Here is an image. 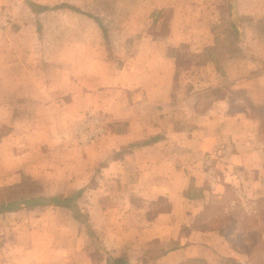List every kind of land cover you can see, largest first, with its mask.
<instances>
[{
	"label": "rangeland",
	"instance_id": "rangeland-1",
	"mask_svg": "<svg viewBox=\"0 0 264 264\" xmlns=\"http://www.w3.org/2000/svg\"><path fill=\"white\" fill-rule=\"evenodd\" d=\"M158 1L0 0V10L6 11L11 21L2 34L7 45H19L16 50L18 60L23 62V45H57L56 50H61L58 45H87L86 48L91 45L92 52L95 49L109 52L113 45H140L143 38L170 39L173 37V24L184 23L187 26L185 32L193 18L196 25L193 32L200 33L208 25L212 27L219 21L221 10H227V0H176L175 6H169L170 0H167L162 8ZM164 4L168 6L165 8ZM181 6L186 14L178 18L174 10H180ZM31 7L37 11V16L27 18L25 13ZM190 10L194 13L192 16L188 15ZM234 19H220L219 26H216L219 28L217 45H222L224 49L234 45L235 35L231 27L236 23L237 19ZM257 28L264 36V26ZM187 34L195 37L190 30ZM1 51V55L6 52L4 48ZM54 52L52 62L49 60L47 64L56 65V56L61 52ZM183 53L178 64V71L182 72L176 86L188 93L191 86L194 89L196 86L204 88V83L195 80L199 75H205L207 67L202 69L200 63L206 60V52L193 57L190 51L183 50ZM214 56L220 57L221 52L214 51ZM229 61L235 60L228 58L223 63ZM14 62L17 60L13 59L8 64L12 66ZM35 62L39 63V60ZM216 63L222 65V62ZM16 68L20 70L19 66ZM44 69L49 71L47 66ZM56 72L52 74L56 84L69 80L61 67H57ZM32 75L36 77V71ZM55 98L49 99L47 107L40 99L0 97V204L35 195L47 198L75 196L80 191L76 208L81 219L87 222L77 223L71 209L54 203L22 205L15 211L2 212L0 264H83L84 260L97 264H105L106 260L110 264L106 256L99 252L102 249L101 237H106L109 242L112 236L136 234L137 231L145 233L146 237H164L163 240L153 238L140 249L134 248L155 257L165 252V247L168 250L172 248L174 244L166 240L176 234L174 228L179 225L184 239H195L191 232L197 227L215 229L225 226L230 235V247L237 250L241 264H264L262 171L254 168L247 175H244L247 172L241 173V177L245 178L239 179L232 163L224 174L221 165L214 162L216 158L196 154L191 157L192 147L187 141L190 137L198 138L200 133L198 129L190 128L202 121L200 114L207 110L210 103L207 95L183 103L168 115L172 144L160 150L159 146L143 145L149 138L143 142L115 146L118 143L116 133L126 131V121L115 122L106 110L100 109L96 113L101 119L98 122L89 116V111L77 114L80 110L74 113L67 112L68 108H65L64 112L57 107L60 101ZM96 100L107 102L109 97ZM191 106L196 107V112L190 109ZM249 122L240 125L243 127L240 132L238 126L233 127L232 124L224 134L230 132V137L235 139L244 135L249 138L254 137L251 133L258 130L262 139L264 129ZM176 126L186 130L180 129L175 133ZM95 130L98 132L94 134ZM216 132L222 135L221 129H216L214 134ZM155 136L159 135H151ZM176 142L180 144L177 146ZM160 151L177 156L185 169L182 177L168 176L175 171L173 166L164 172L167 174L164 178L141 176L145 173L140 160H154ZM133 155L136 157L134 160L130 158ZM179 155L184 157L183 161ZM136 160L139 163L134 162ZM197 162L202 165L199 169L193 165ZM193 172L205 174L198 186L194 176H191ZM181 189L183 193L174 192ZM256 190L261 191L258 193ZM198 205H203L204 214L198 223L192 224V213ZM129 223L135 224L129 226ZM103 229L106 231L103 232ZM29 233L36 234V246L33 248L27 242L26 235ZM32 252L34 258H31ZM83 253L87 259L81 260ZM151 259L149 264L156 262ZM188 264L204 262L188 261ZM225 264L237 263L226 260Z\"/></svg>",
	"mask_w": 264,
	"mask_h": 264
},
{
	"label": "crops",
	"instance_id": "crops-1",
	"mask_svg": "<svg viewBox=\"0 0 264 264\" xmlns=\"http://www.w3.org/2000/svg\"><path fill=\"white\" fill-rule=\"evenodd\" d=\"M163 2L167 0L158 1L161 8ZM169 3V6H175L176 0H170ZM226 4L227 10L220 11L218 22L220 19L221 21L230 18L237 19L236 23L231 26L235 35L234 45L229 46L228 49L217 45L219 28L216 26H219L218 22L212 27L208 25L200 33H194L196 25L193 18L187 30H190V34H194L195 37L188 35L187 30L184 32L187 26L183 23L182 25L173 24V37L170 39L143 38L140 45H113L109 52L107 50V52L97 51V49L92 52L90 51L91 45L88 48H86L87 45H58V49L61 50L55 49L57 45H23L21 49L24 50L22 54L24 60L20 62L17 52L19 45H7L6 37L2 34L11 25L9 19L10 24L7 28L0 31L1 49L4 48L6 51L1 55L0 49V97L40 99L42 105L47 107L49 99L56 97L55 99L60 101L57 107L64 112L65 108H68L67 112L74 113L80 110L77 114L86 111L97 113L98 109L106 110L113 121L127 122L126 131L116 133L118 143L115 146L143 142L151 135H159L157 141L146 143V140L143 145L155 148L159 146L160 150L172 144L169 138L172 129L168 115L183 103L193 99L198 100L207 95L210 103L207 110L200 114L199 118L202 121L190 128L191 130L198 129L200 133L198 138L190 137L191 139L187 141L192 147L191 157L193 158L196 154L206 155L211 159L216 158L214 162L216 165H221L220 168L224 174L232 163L239 173L237 175L239 179L245 178V176L241 177V173L247 172L244 174L247 175L255 168L262 171L264 179V137L261 139L262 133L255 130L251 133L254 137L248 138L244 135L239 139L230 137V132L228 135L224 134L225 129L230 130L232 124H234L233 127L238 126L239 132L242 131L243 127L240 125L248 121H250L249 124L259 125L261 130L264 129V36L260 35L262 32L257 30L258 26H264V0H227ZM164 6L166 8L168 4ZM0 12L5 13L6 11L0 10ZM174 12L178 18L186 14L182 6L180 10H174ZM190 12L191 10L188 15L192 16L194 13ZM36 13L37 11L32 8L28 9L25 14L29 18L36 17ZM5 14L8 16V13ZM13 20L15 21V18ZM199 34H205V36H199ZM12 50L14 51L11 52ZM54 50L61 52L59 56H56L58 61L56 65L47 64L49 60L52 62ZM183 50L190 51L192 57L204 52L207 54L206 60L200 63L202 69L207 67L205 75H199L195 80L204 83L205 87L198 89L196 86L194 89L191 86L190 93L180 91L182 88L176 86L177 78L182 72L178 71V64H180V57L184 54ZM9 51L10 55H8ZM214 51H220L221 56L215 57ZM35 55L38 58L34 59ZM225 58H233L235 61H229L226 64L223 63ZM13 59L17 62L11 66L8 62ZM36 60H39V63H36ZM216 62H222V65ZM17 66L20 70L16 68ZM46 66L49 68L48 72L44 69ZM57 67H61L65 74H68L69 80L64 79V83L60 84L54 82L52 74L57 73ZM34 71H36V77L32 75ZM105 96L109 97L107 102L96 100ZM235 105L237 108H234ZM190 109L196 112V107L191 106ZM180 129L185 128L178 126L174 130L175 133H178ZM216 129H221L222 135L217 132V135L214 134ZM175 144L178 146L180 143ZM225 148L228 151L225 152ZM159 153L151 161L150 159H142L140 163L137 160L134 161L142 164V172L145 173L141 175L142 177L164 178L167 176L164 172L172 166L175 171L168 174L170 178L182 177L185 174V169L176 155L162 154L161 151ZM130 158L134 160L136 157L133 155ZM183 158L179 155L180 160L183 161ZM193 165H196L197 169L202 166L199 162ZM154 170L156 171L151 173ZM191 176H194L195 185L198 186L199 180L205 177V174L193 172ZM242 181L245 180L242 179ZM174 192L183 193V189ZM204 210L203 205H198L194 209L192 224L201 220L200 217L204 214ZM74 220L80 223L75 218ZM131 224L135 223H129V226ZM105 231L106 229H103V232ZM174 231L176 234L170 235L166 240L174 244L172 248L168 250L165 247V252L155 257H151L149 252L145 253L144 250L139 252L134 248L140 249L145 242L150 243L157 238L163 240L164 237H146L145 233H138V231L136 234L112 236L109 242L106 237H101L102 249H99V252L103 253L104 257L107 253L113 257H126L128 264H149L152 261L151 258L157 262L153 264H188V261L224 264L229 258L241 261V257L236 254L237 250L230 247V238L225 237L224 232L218 229L198 227L192 229L191 233L195 239H184L180 234L181 225L178 228L176 226ZM26 236H28L27 242L30 243V247H35L36 234L29 233ZM21 240L25 241L24 238ZM31 256L34 258L35 254L32 252ZM80 258L81 260L87 259V255L83 253ZM104 262L107 264L106 260ZM83 264L97 263L84 260Z\"/></svg>",
	"mask_w": 264,
	"mask_h": 264
},
{
	"label": "trees",
	"instance_id": "trees-1",
	"mask_svg": "<svg viewBox=\"0 0 264 264\" xmlns=\"http://www.w3.org/2000/svg\"><path fill=\"white\" fill-rule=\"evenodd\" d=\"M76 9V8H75ZM79 11V9H76ZM98 20V19H97ZM159 139V136L151 137L149 138L146 143H151L155 142ZM80 191L74 196H67V197H53V198H47L41 195H35L32 197H24L19 200H15L14 202H9V203H2L0 204V213L2 212H7V211H15L19 209L22 205L25 206H36V205H41V204H47V203H54L58 204L61 206H64L66 208L71 209L74 212L73 217L78 220L81 224H86L87 221H84L81 219V216L77 212L76 208V200L77 197L80 195ZM190 198H193L195 196H189ZM233 227V226H232ZM215 229H218L222 232H224L225 237H229V233L226 230L225 226H220ZM107 260L110 262V264H128L126 257H113L111 255L106 256ZM107 261V262H108ZM227 261H230L232 263H237L241 264V261H238L235 258H229ZM225 264V263H224Z\"/></svg>",
	"mask_w": 264,
	"mask_h": 264
},
{
	"label": "built area",
	"instance_id": "built-area-1",
	"mask_svg": "<svg viewBox=\"0 0 264 264\" xmlns=\"http://www.w3.org/2000/svg\"><path fill=\"white\" fill-rule=\"evenodd\" d=\"M8 24H9V18L3 12H0V31H4L7 28ZM89 116H91L92 119H94L97 122L101 121L100 117L96 113L90 112ZM97 132L98 130H95L94 134Z\"/></svg>",
	"mask_w": 264,
	"mask_h": 264
}]
</instances>
